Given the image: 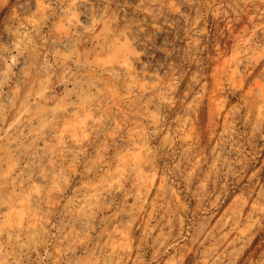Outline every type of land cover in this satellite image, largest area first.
I'll return each instance as SVG.
<instances>
[{
    "label": "rangeland",
    "instance_id": "1",
    "mask_svg": "<svg viewBox=\"0 0 264 264\" xmlns=\"http://www.w3.org/2000/svg\"><path fill=\"white\" fill-rule=\"evenodd\" d=\"M0 264H264V0H0Z\"/></svg>",
    "mask_w": 264,
    "mask_h": 264
}]
</instances>
